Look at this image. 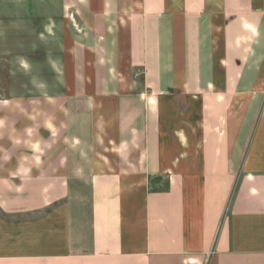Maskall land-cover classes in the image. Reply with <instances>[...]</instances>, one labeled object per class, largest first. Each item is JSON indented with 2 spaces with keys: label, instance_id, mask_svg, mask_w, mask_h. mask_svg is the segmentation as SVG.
<instances>
[{
  "label": "crops",
  "instance_id": "0c3cea01",
  "mask_svg": "<svg viewBox=\"0 0 264 264\" xmlns=\"http://www.w3.org/2000/svg\"><path fill=\"white\" fill-rule=\"evenodd\" d=\"M18 11L71 30L0 98V264H264V0Z\"/></svg>",
  "mask_w": 264,
  "mask_h": 264
},
{
  "label": "rangeland",
  "instance_id": "374dc122",
  "mask_svg": "<svg viewBox=\"0 0 264 264\" xmlns=\"http://www.w3.org/2000/svg\"><path fill=\"white\" fill-rule=\"evenodd\" d=\"M7 14L1 15L8 25L0 27V98L36 96L34 84L53 83L50 64L63 60L58 45L64 38L68 40L71 29L39 26L42 17L23 25L30 20L27 12Z\"/></svg>",
  "mask_w": 264,
  "mask_h": 264
},
{
  "label": "trees",
  "instance_id": "16d2710c",
  "mask_svg": "<svg viewBox=\"0 0 264 264\" xmlns=\"http://www.w3.org/2000/svg\"><path fill=\"white\" fill-rule=\"evenodd\" d=\"M167 189V188H166Z\"/></svg>",
  "mask_w": 264,
  "mask_h": 264
}]
</instances>
